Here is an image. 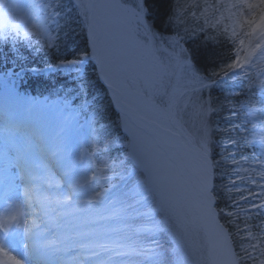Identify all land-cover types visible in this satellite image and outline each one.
I'll return each instance as SVG.
<instances>
[{
  "label": "snow or ice",
  "instance_id": "1",
  "mask_svg": "<svg viewBox=\"0 0 264 264\" xmlns=\"http://www.w3.org/2000/svg\"><path fill=\"white\" fill-rule=\"evenodd\" d=\"M137 5L142 10L144 0H137ZM78 6L84 10L95 58L101 65L110 86L121 76L131 77L133 73L142 74L145 87L142 89L141 100L147 111L153 113L155 118L146 119L140 116V125L129 129L136 163L133 165L132 185L125 195L139 199H135L134 203L126 204L124 201L108 197L107 188L96 184L98 180L110 179L103 175V169H98L91 176L73 181L67 191H63L60 182L49 176L46 183L48 188L54 191L42 194L41 204L51 211L48 213L49 218L44 228H40V225L33 221L32 239L34 245L42 246L53 253L62 251L67 254L78 250L77 255L71 258L74 264H84L85 261H92L93 264H116L118 257L140 256L151 251L116 239L113 233L119 230L109 223L127 219L129 209L135 210V205L143 204L149 198L152 200L151 205L145 207L139 212L138 217L134 218L139 221L135 229L137 234L151 238L158 232L168 231L174 241L186 242L182 208L175 193L177 180L184 200L189 203L194 202L205 216L214 219L212 167L207 149L208 131L203 124L207 109L199 102L196 95L200 91L196 85L207 87V84L205 78L201 77L194 65L183 55L185 50L181 48L175 59L177 67L187 77L183 89L179 91V97L184 99L182 115L181 111L174 110L177 107L176 92L168 91L170 81L176 75L175 72H170L169 66L164 65L162 61L155 65L149 62L146 67H138L126 56L131 45L155 60L153 50L155 34L145 23V16L137 12L135 16L129 17L128 0H108L100 3H84L82 0ZM231 7L238 10L231 26V37L238 42L239 48L234 51L230 61L225 62L219 67L218 72L213 73L215 76L240 75L250 70L254 64L253 57L264 59V0H236ZM100 10L122 14L118 43L111 38L109 29L101 23L98 15ZM35 28L36 25L31 24L29 19L10 22L6 17L0 18V40H7L10 33H15L16 37L23 34V37L28 39ZM40 35H46V32L42 30ZM241 35L244 39H240ZM47 39L48 45L51 46L52 37L48 36ZM178 43L171 41L174 48L178 47ZM261 72L264 74V69H261ZM153 89L159 90V100L156 99ZM118 93L119 89L114 97L116 103H120ZM189 108L192 126L185 129L184 125L188 123L185 116H189L187 112ZM253 114L254 110L249 108V115ZM125 118L127 119V113ZM198 121L201 125L199 128L196 127ZM177 129L182 130L179 139H177ZM4 132L6 145L17 142L16 134L7 125ZM259 139L264 145V135ZM25 144L30 151L33 145L27 141ZM59 149L60 144L54 140H41L38 146L40 152L50 151L52 154H56ZM16 159H19V153ZM238 167L240 171H245L242 167ZM239 179L245 181L248 178L240 176ZM259 187L261 194H264V185ZM236 190L241 191V188L237 187ZM25 195L27 197L28 193L26 192ZM253 206L264 209V204ZM25 215L23 206L14 205L7 208L0 217V229L7 230L15 222L18 227L27 230L26 222L22 219ZM157 217H162L159 222ZM173 226L176 228L175 231L172 230ZM5 247L0 244V256L6 257V260L0 264H22L15 256L9 255ZM153 256L146 258L152 260Z\"/></svg>",
  "mask_w": 264,
  "mask_h": 264
},
{
  "label": "trees",
  "instance_id": "2",
  "mask_svg": "<svg viewBox=\"0 0 264 264\" xmlns=\"http://www.w3.org/2000/svg\"><path fill=\"white\" fill-rule=\"evenodd\" d=\"M69 1L64 0L63 27L56 46L49 49L37 35L23 39L10 33L7 40H0V70L9 65H22L33 69L46 62L81 58L86 51L88 37L79 22L77 12L75 13L69 6L71 2ZM235 2L236 0H144L154 28L162 35L181 37L188 49L194 51L197 65L210 77L215 76L213 73L218 72L219 67L230 61L233 55L235 39L231 37V26L238 10L231 5ZM237 31L239 32V29ZM49 80L51 83L45 84V90L57 93L59 85L54 86L55 80L52 78ZM238 82L248 88L247 79H244V83L240 80ZM91 83L96 86L92 81ZM90 84H88L90 88L88 86L86 88L89 92L88 98L94 99L105 95L98 89V93L92 96ZM211 94L218 113L217 129L221 138L233 139V146L236 149L242 148L243 143L237 134L240 113L239 102L236 100L238 94L236 80L229 77L225 82H220L211 90ZM100 104L106 121L109 103L103 98ZM235 104V110H230L229 108H232L230 105ZM104 106L107 108L103 109ZM235 217L237 222H232V233L238 240V249L242 248L244 252L253 244V241L248 239L251 232L246 230L247 223L240 219L238 214Z\"/></svg>",
  "mask_w": 264,
  "mask_h": 264
},
{
  "label": "rangeland",
  "instance_id": "3",
  "mask_svg": "<svg viewBox=\"0 0 264 264\" xmlns=\"http://www.w3.org/2000/svg\"><path fill=\"white\" fill-rule=\"evenodd\" d=\"M87 1V0H86ZM137 1V0H136ZM96 3H100V2H108V0H95ZM27 6H29L28 4H26ZM31 5V3H30ZM32 9V8H31ZM137 12H140V10H136L133 8L128 9V16L129 17H133L135 16V14ZM32 14H35L33 11H31ZM141 13V12H140ZM10 15H13V12H10ZM99 17L101 18V23L103 25H105L109 31H110V36L111 38L115 41V42H119V36H120V29H121V17L122 14L119 12H107L104 10H100V12L98 13ZM36 18V17H35ZM143 32L141 31L140 34H142ZM173 39H162V40H158L157 41V45L156 47H153L154 50V55H155V60L152 59L151 56H148L146 53H144L142 50L136 49L135 47L129 45L128 51L126 53L127 58L136 66L138 67H146L149 62H151L153 65L158 64V57H160V55L162 53H164V50L167 48L166 46L168 45H161L164 43H169L171 42ZM165 62H168V58H165ZM187 81V79L185 80ZM126 82L132 83L133 85H135V90L137 92H131V95L128 93L127 89H124V87H126ZM112 84L119 86L121 89H124L123 91V95H124V100L128 102V104L132 107V108H136V104H138V102H134L133 101V96H136L138 98L135 99H139V92L138 89L136 88L138 87H142V89L145 87V79L144 76L141 75H137L135 73L132 74L131 77H127V76H121L120 79L114 80L112 82ZM9 86V85H7ZM156 90V89H153ZM140 107H144V103L142 102V100L140 101ZM181 208H182V212H183V207L181 204ZM204 235V234H203ZM202 242L205 243V236L202 238Z\"/></svg>",
  "mask_w": 264,
  "mask_h": 264
},
{
  "label": "bare ground",
  "instance_id": "4",
  "mask_svg": "<svg viewBox=\"0 0 264 264\" xmlns=\"http://www.w3.org/2000/svg\"><path fill=\"white\" fill-rule=\"evenodd\" d=\"M124 116H125V115H124ZM127 119L129 120L128 117H127ZM129 121H130V120H129ZM130 124H132L131 121H130ZM61 255H62V254H61ZM212 258H213V260H214V258H215V254H214V253L212 254Z\"/></svg>",
  "mask_w": 264,
  "mask_h": 264
}]
</instances>
